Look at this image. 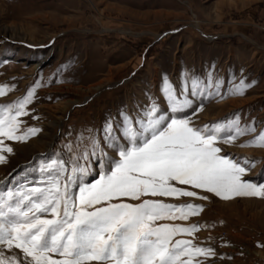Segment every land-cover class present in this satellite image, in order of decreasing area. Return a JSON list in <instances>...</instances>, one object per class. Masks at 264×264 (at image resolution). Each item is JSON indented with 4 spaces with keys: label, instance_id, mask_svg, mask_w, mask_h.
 Here are the masks:
<instances>
[{
    "label": "snow or ice",
    "instance_id": "6c2138e0",
    "mask_svg": "<svg viewBox=\"0 0 264 264\" xmlns=\"http://www.w3.org/2000/svg\"><path fill=\"white\" fill-rule=\"evenodd\" d=\"M227 83L224 90L225 81L212 71L201 77L185 70L179 86L165 75L160 97L120 110L100 129L81 131L64 150L0 181V264H215L218 256L230 258L210 246L211 236L197 242L195 234L214 225L191 220L204 211L196 201L264 199V182L246 178L256 161L225 148L250 137L238 146L264 149V130L243 123L240 112L203 125L194 119L205 101L242 97L252 87L234 76ZM43 86L34 81L22 97L0 104V165L14 154L8 142L25 143L42 131L23 118L39 119L30 106ZM15 89L0 85V97Z\"/></svg>",
    "mask_w": 264,
    "mask_h": 264
},
{
    "label": "rangeland",
    "instance_id": "374dc122",
    "mask_svg": "<svg viewBox=\"0 0 264 264\" xmlns=\"http://www.w3.org/2000/svg\"><path fill=\"white\" fill-rule=\"evenodd\" d=\"M185 70L212 71L224 90L233 76L252 84L242 97L205 101L197 124L240 112L243 123L264 130V0H0V85L16 86L0 104L22 97L34 81L44 85L30 106L39 119L23 118L42 131L8 142L15 151L0 165V181L120 110L160 97L165 75L179 86ZM247 139L225 148L254 159L246 178L264 182V149L238 146ZM196 202L204 211L191 220L214 225L197 232V242L211 236L210 246L230 257L215 264H264V199Z\"/></svg>",
    "mask_w": 264,
    "mask_h": 264
}]
</instances>
